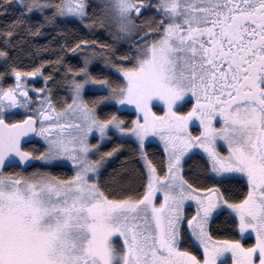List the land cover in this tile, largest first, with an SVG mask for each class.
I'll list each match as a JSON object with an SVG mask.
<instances>
[{"label":"snow or ice","instance_id":"obj_1","mask_svg":"<svg viewBox=\"0 0 264 264\" xmlns=\"http://www.w3.org/2000/svg\"><path fill=\"white\" fill-rule=\"evenodd\" d=\"M0 25V264H264V0H0Z\"/></svg>","mask_w":264,"mask_h":264},{"label":"trees","instance_id":"obj_2","mask_svg":"<svg viewBox=\"0 0 264 264\" xmlns=\"http://www.w3.org/2000/svg\"><path fill=\"white\" fill-rule=\"evenodd\" d=\"M0 26H2V25H0ZM69 27H75V25H70ZM65 30L67 31L68 28H66ZM49 31H50V29H49ZM68 38H69L70 42H74L77 39H89V40L108 42V43L112 42L111 37L108 35L107 31L106 30H99V29L91 31V32H88V31L81 32L79 30H77L76 33L69 32ZM2 40H3V37H0V41H2ZM44 42H45L44 40H40V43H44ZM61 42H63V38H61ZM69 46H71V43H69ZM66 55H67V59L72 60L74 63L76 62L77 59H79V54H75V57H74V54H71V53H67ZM45 59L51 60V59H54V56L49 52L38 53V54H35L34 56H26V55L21 56L20 66L27 67L30 69L31 67L38 65L41 61H43ZM93 70L95 71L96 69H93ZM0 71H3V67H0ZM51 71H52L51 68H49L48 66H45V69H44L45 75H48ZM8 82L9 83L12 82L11 79H9ZM30 84H34L36 86V88H40V87H43L44 81L42 78H36V79L32 80L30 82ZM49 87H54V85L50 84ZM55 91L56 90L54 88V92ZM56 94L58 95L60 93L57 92ZM121 115H123L126 119L129 117L134 118V113L130 112V111L129 112H123V113H121ZM193 131L197 132V129L193 128ZM32 143L34 145H36L37 147H39L38 139L33 140ZM117 143L127 145L130 142L120 140L117 137H113L110 142H107L105 144L103 150L106 151V150L112 148ZM147 147H148V150L150 153H155L157 156L162 155V149L158 144L150 142L147 145ZM128 154H129V149L126 147L125 150L120 155L116 156V158L113 159L109 163V166L105 172V175H107V173L109 171H111L112 169L118 168L123 156H127ZM193 163L198 164L199 163V157H194L193 161H189L190 165H192ZM188 211L191 212L192 209H188ZM229 226H230V222L225 217L222 216L213 225V229H214L213 234L216 235L217 238H224V237L232 238L235 234L228 230ZM248 242L249 243L254 242L253 238H252V240H249Z\"/></svg>","mask_w":264,"mask_h":264},{"label":"rangeland","instance_id":"obj_3","mask_svg":"<svg viewBox=\"0 0 264 264\" xmlns=\"http://www.w3.org/2000/svg\"><path fill=\"white\" fill-rule=\"evenodd\" d=\"M34 79H36V78H30L28 82L30 83V82H31L32 80H34ZM156 110H157V111H162V109L159 108V107H157ZM130 112H131V111H130ZM196 129H197V128H196ZM197 131H198V129H197ZM193 132H194V131H193ZM194 133H196V132H194ZM37 139H38V138H37ZM93 142H95V141H93ZM152 142L158 144V145L161 147V149H162V144H161V142L159 141V138H158V137L153 138ZM221 150H222V151L226 150V145L223 146V147L221 148ZM253 240H254V236H253Z\"/></svg>","mask_w":264,"mask_h":264}]
</instances>
